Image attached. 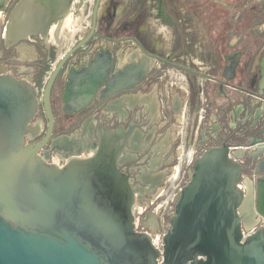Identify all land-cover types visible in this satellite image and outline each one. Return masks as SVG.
<instances>
[{
  "label": "flooded vegetation",
  "instance_id": "obj_1",
  "mask_svg": "<svg viewBox=\"0 0 264 264\" xmlns=\"http://www.w3.org/2000/svg\"><path fill=\"white\" fill-rule=\"evenodd\" d=\"M22 1L0 0V75L36 92L26 145L57 166L105 152L133 192L136 231L156 248L205 152L227 147L243 193L264 175V31L256 28L262 6L32 0L18 15L37 11L39 21L15 40L8 33ZM168 25L178 30L170 51L153 29L161 34ZM186 31L196 41L191 57Z\"/></svg>",
  "mask_w": 264,
  "mask_h": 264
},
{
  "label": "water",
  "instance_id": "obj_2",
  "mask_svg": "<svg viewBox=\"0 0 264 264\" xmlns=\"http://www.w3.org/2000/svg\"><path fill=\"white\" fill-rule=\"evenodd\" d=\"M31 3L18 5L10 38L34 32L40 12L18 15ZM37 104L29 84L0 75V264H264L256 183L237 188L226 146L195 161L159 250L136 231L133 192L105 152L57 166L26 145Z\"/></svg>",
  "mask_w": 264,
  "mask_h": 264
},
{
  "label": "rangeland",
  "instance_id": "obj_3",
  "mask_svg": "<svg viewBox=\"0 0 264 264\" xmlns=\"http://www.w3.org/2000/svg\"><path fill=\"white\" fill-rule=\"evenodd\" d=\"M158 1V6L161 7L162 5V2L161 0H155V2ZM154 2V3H155ZM248 3H249V6L251 5H254V6H262V12H259L257 15L259 17V20H256L257 21V26L256 28L258 27L259 29H263L264 31V0H248ZM168 4L169 5H172L171 1L168 0ZM161 9V8H160ZM254 12L250 11V19L252 18ZM165 17V20H168L166 19V16L164 15ZM169 21V20H168ZM260 22L262 24H260ZM162 27H165V25H161ZM169 26V25H168ZM256 28L254 29L256 32ZM154 29V34H156L157 36H159V43H162L164 46H167L168 51H170V49H172L173 47H175L174 45H176L177 43V40H178V30L172 26H169L168 28H166V30L164 31H161V34L159 30H155L156 28H153ZM193 38H191L190 35H188V31H186V45H187V51H186V55L187 56H192L196 51H193L194 47L192 45V43L196 42V41H193L192 40ZM178 44V43H177ZM196 45H198L196 43ZM175 55H177V53L175 52ZM204 60V59H202ZM202 63H205L204 61H201ZM259 176V175H258Z\"/></svg>",
  "mask_w": 264,
  "mask_h": 264
},
{
  "label": "bare ground",
  "instance_id": "obj_4",
  "mask_svg": "<svg viewBox=\"0 0 264 264\" xmlns=\"http://www.w3.org/2000/svg\"><path fill=\"white\" fill-rule=\"evenodd\" d=\"M256 183V202L257 213L264 218V175L258 176Z\"/></svg>",
  "mask_w": 264,
  "mask_h": 264
}]
</instances>
